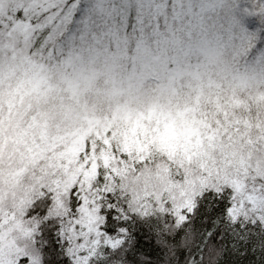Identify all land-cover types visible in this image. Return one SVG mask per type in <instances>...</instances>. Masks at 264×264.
<instances>
[{
	"label": "snow or ice",
	"instance_id": "6c2138e0",
	"mask_svg": "<svg viewBox=\"0 0 264 264\" xmlns=\"http://www.w3.org/2000/svg\"><path fill=\"white\" fill-rule=\"evenodd\" d=\"M0 264H264V0H0Z\"/></svg>",
	"mask_w": 264,
	"mask_h": 264
}]
</instances>
